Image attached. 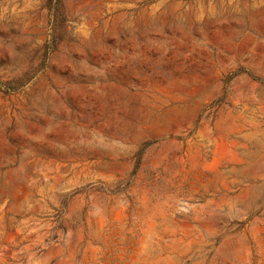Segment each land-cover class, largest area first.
<instances>
[{
    "label": "rangeland",
    "instance_id": "1",
    "mask_svg": "<svg viewBox=\"0 0 264 264\" xmlns=\"http://www.w3.org/2000/svg\"><path fill=\"white\" fill-rule=\"evenodd\" d=\"M0 264H264V0H0Z\"/></svg>",
    "mask_w": 264,
    "mask_h": 264
}]
</instances>
